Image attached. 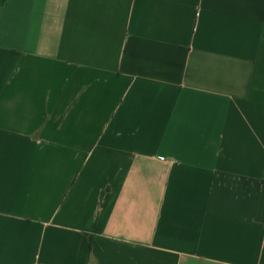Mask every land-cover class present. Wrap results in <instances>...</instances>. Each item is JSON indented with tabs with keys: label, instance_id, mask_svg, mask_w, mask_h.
<instances>
[{
	"label": "crops",
	"instance_id": "crops-1",
	"mask_svg": "<svg viewBox=\"0 0 264 264\" xmlns=\"http://www.w3.org/2000/svg\"><path fill=\"white\" fill-rule=\"evenodd\" d=\"M0 264H264V0H0Z\"/></svg>",
	"mask_w": 264,
	"mask_h": 264
}]
</instances>
